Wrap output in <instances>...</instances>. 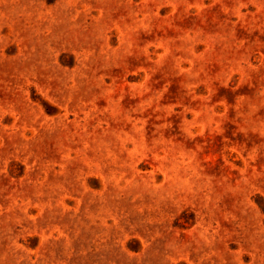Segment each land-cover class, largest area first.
<instances>
[{
    "label": "rangeland",
    "instance_id": "374dc122",
    "mask_svg": "<svg viewBox=\"0 0 264 264\" xmlns=\"http://www.w3.org/2000/svg\"><path fill=\"white\" fill-rule=\"evenodd\" d=\"M0 264H264V0H0Z\"/></svg>",
    "mask_w": 264,
    "mask_h": 264
}]
</instances>
